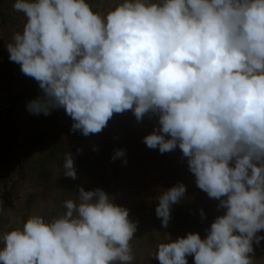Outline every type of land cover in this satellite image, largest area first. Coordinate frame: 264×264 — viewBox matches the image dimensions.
Segmentation results:
<instances>
[{"label":"clouds","instance_id":"9594fccd","mask_svg":"<svg viewBox=\"0 0 264 264\" xmlns=\"http://www.w3.org/2000/svg\"><path fill=\"white\" fill-rule=\"evenodd\" d=\"M12 9L25 23L6 45L9 60L42 93L30 114L63 109L85 137L114 114L156 116L144 144L179 148L197 187L225 210L205 238L166 233L159 264H254L264 240V0H119L106 12L87 0H14ZM116 159L126 165V150ZM63 169L78 178L70 151ZM186 191L178 183L158 196L162 227ZM76 193L60 216L0 231V264H132L130 210L99 187Z\"/></svg>","mask_w":264,"mask_h":264},{"label":"rangeland","instance_id":"374dc122","mask_svg":"<svg viewBox=\"0 0 264 264\" xmlns=\"http://www.w3.org/2000/svg\"><path fill=\"white\" fill-rule=\"evenodd\" d=\"M13 2L0 0V160L4 163L0 172V198H10L3 211L8 225L22 227L21 221L31 215L45 218L60 216L66 211L64 201L75 200L77 185H80L85 190L102 188L115 196L116 204L129 210L141 203L136 213L129 211L130 219L139 222L135 237L130 242L135 256L132 264H159L154 255L157 245L166 242V233L172 240L186 236V224L204 220L205 224L200 226L198 233L205 238L206 230L225 210L217 207L218 200L209 198L197 187L195 176L188 169L187 158L182 157L179 148L161 154L158 149H149L144 144L143 137L157 126L156 116L145 115L142 122H137L131 111L114 114L101 133L85 137L79 131H70L73 121L63 109L53 110L48 116L33 115L26 110V104L42 93L38 83L25 76L19 64L9 60L6 45L25 23L23 14L13 11ZM87 2L94 11L106 12L119 0ZM3 123L9 124V135L3 133ZM59 129L64 130V137L70 142L65 147L66 151L73 150L74 156L81 158L74 162L78 178L73 180L63 175L64 153L58 159L46 160L49 179L45 183L38 181V158L49 150V136ZM119 144L121 146L117 149L126 150V165L122 159H116L115 163L111 161L110 152ZM151 158L154 159L150 161ZM21 166L24 170L22 174L19 173ZM178 183L185 184L187 191L185 198L173 205L172 210L187 203L190 211L199 210L198 213H201L203 210L205 218L202 219L201 215L191 218L192 213L181 215L182 219L176 227L178 231L172 235L170 225L162 227L155 209L162 191ZM69 190L71 193H67ZM177 209L181 212L185 208ZM258 235L264 236V231ZM253 247L254 264H264V240ZM187 259L188 264H194L192 256Z\"/></svg>","mask_w":264,"mask_h":264},{"label":"trees","instance_id":"16d2710c","mask_svg":"<svg viewBox=\"0 0 264 264\" xmlns=\"http://www.w3.org/2000/svg\"><path fill=\"white\" fill-rule=\"evenodd\" d=\"M2 125V124H1ZM4 129H3V133H6V135H9V131L11 130L9 124L7 123H3V126ZM65 133H64V130H55L50 136H49V140H50V146H49V150L47 152H45L42 156H40L38 158V165H39V168L36 169V177H37V180L38 181H42V182H47L48 179H49V172L50 170L46 168L45 166V162L46 160L48 159H51V160H54V159H58L60 157V155L68 152L66 151L65 147L70 143L65 137ZM122 144V143H121ZM9 145H10V142L7 143V147H6V150L8 151L9 149ZM118 146L120 147L121 145H117L115 149L118 148ZM114 150H112V152H110V158H111V161L113 163H115L113 160H112V156H113V153H114ZM73 157H74V162H76L77 160L81 159L77 156H74L73 154V150L71 151ZM25 158V157H24ZM24 158H22L23 160H25ZM83 158V157H82ZM85 159V158H84ZM154 158H151L150 161H152ZM2 160H0V172H1V167L4 165L3 162H1ZM23 166V165H22ZM21 166V168H19V173L22 174L24 173V170H23V167ZM92 181H94V178L92 179ZM95 187L98 186L97 183H93ZM93 186V188H95ZM48 188H50V185L47 186ZM192 188V186H191ZM67 193H71V190H69ZM62 198V197H61ZM64 199V197H63ZM10 201V198H8L7 200L5 199H2L0 198V231H10L12 229H15V227L13 225H8V219L6 217H4V214H3V211L5 209V206L7 205V202ZM140 204H136L137 206L134 208L131 207L130 209V212H137L136 209L138 208H141L140 207ZM177 208H185L183 211L179 212ZM189 205H187V203H184L178 207H176V209H173L171 210V220L169 222V227L171 229V234L174 235L178 230L176 229L177 227V223H179L182 219V216L181 215H185V214H189V213H192L193 215L191 216V218L193 217H198V215L200 216V213L199 210H193V211H190L189 210ZM51 214V213H50ZM189 216L187 217V220H188ZM211 218H209L208 220H210ZM24 220L26 221V218H24ZM203 224H205L204 220H200L198 223L197 221L193 222V223H190V224H186L185 228H184V233H189V232H192V233H198L201 229L200 226H203Z\"/></svg>","mask_w":264,"mask_h":264}]
</instances>
